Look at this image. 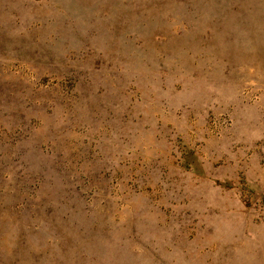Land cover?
<instances>
[{"label": "rangeland", "instance_id": "1", "mask_svg": "<svg viewBox=\"0 0 264 264\" xmlns=\"http://www.w3.org/2000/svg\"><path fill=\"white\" fill-rule=\"evenodd\" d=\"M0 264H264V0H0Z\"/></svg>", "mask_w": 264, "mask_h": 264}]
</instances>
